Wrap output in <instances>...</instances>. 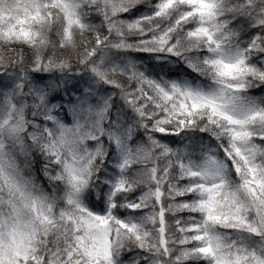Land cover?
I'll use <instances>...</instances> for the list:
<instances>
[{
    "label": "snow or ice",
    "instance_id": "6c2138e0",
    "mask_svg": "<svg viewBox=\"0 0 264 264\" xmlns=\"http://www.w3.org/2000/svg\"><path fill=\"white\" fill-rule=\"evenodd\" d=\"M261 88L264 0H0V264H264Z\"/></svg>",
    "mask_w": 264,
    "mask_h": 264
},
{
    "label": "trees",
    "instance_id": "16d2710c",
    "mask_svg": "<svg viewBox=\"0 0 264 264\" xmlns=\"http://www.w3.org/2000/svg\"><path fill=\"white\" fill-rule=\"evenodd\" d=\"M172 76H179V75H187L191 79H201L197 77L194 73H191L190 70L186 69L183 65H179L178 67H174L171 69ZM205 139L207 140L208 135L204 134ZM37 168V180L44 184L45 190L51 192V188L49 187L47 181L43 178V176L39 173L38 169L40 168V164L36 165Z\"/></svg>",
    "mask_w": 264,
    "mask_h": 264
},
{
    "label": "rangeland",
    "instance_id": "374dc122",
    "mask_svg": "<svg viewBox=\"0 0 264 264\" xmlns=\"http://www.w3.org/2000/svg\"><path fill=\"white\" fill-rule=\"evenodd\" d=\"M67 122V121H66ZM68 123H71V120H69V122Z\"/></svg>",
    "mask_w": 264,
    "mask_h": 264
}]
</instances>
